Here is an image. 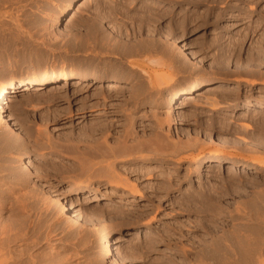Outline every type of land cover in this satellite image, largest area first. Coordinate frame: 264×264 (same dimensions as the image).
Wrapping results in <instances>:
<instances>
[{"label": "rangeland", "instance_id": "1", "mask_svg": "<svg viewBox=\"0 0 264 264\" xmlns=\"http://www.w3.org/2000/svg\"><path fill=\"white\" fill-rule=\"evenodd\" d=\"M34 1L24 14L18 13V4L0 10L13 14L22 28L18 29L20 36L16 43L0 32V87L12 79L34 75L29 72L34 60L43 62L35 75L62 69L84 75L81 68L93 59L89 53H84L90 50L89 46L87 49L77 47V38L89 37L96 30L101 34L110 33L99 37L110 40L99 39L102 47L120 41L142 49L138 55H128L129 60L122 59L117 51L107 56L106 49L94 48L90 43L95 53L103 54L95 60L100 64L95 75L107 81H125L128 83L123 86L125 92L123 88H108L112 85L108 82L86 86L71 80L59 87L57 84L56 87L26 88L8 97L6 106L3 105L5 113L3 116L0 113V142L9 144L8 139L12 138L11 149L7 152L0 149L1 154L4 152L0 154V199L6 203L5 207V203L0 202V237H7L10 247L0 251V260L4 256L0 263L4 264L8 257L7 264L15 261V264H22L29 258L38 259L36 264L39 260L40 264H49L56 257L52 264H230L236 258L225 253L229 246L236 244L237 235H249L257 229L264 238V110L237 112L246 103H264V57L261 59L259 55L264 50V0ZM26 3L24 1L23 5ZM125 10H129L128 13ZM74 15L78 16L75 22L67 25ZM34 21L43 22V27L39 28L38 24L35 28L30 24ZM38 30H42L41 33ZM34 33H40L42 40L53 36L54 39L64 36V40H73L68 45H64V40H56L57 44L68 46L67 50L61 43L53 46L54 42L50 43L53 46H49L50 49L35 46L32 60L28 59L21 41ZM165 35L194 54L203 69L193 67L192 61L179 54ZM137 64L144 65L149 77H139V70L134 68ZM116 66L129 76H114L112 70ZM133 74L136 76L132 77ZM213 78L228 84L208 86L187 96L177 105L182 122L172 126L173 116L166 109L168 100L190 84ZM158 80L159 90L148 83ZM96 91L103 94L104 99L91 115L103 114L107 121L116 124L117 128L112 130L114 137L120 136L125 117L135 111L131 121H134L133 131L138 137L146 136L147 139L153 135L156 119L160 117L161 133L169 137L170 144L179 145L180 152L173 154L168 150L164 159L151 161L145 167L153 169L152 174L138 177L120 171L122 174L116 182H104L101 186L91 184L90 187L81 178L71 173L67 175L71 154L68 156L64 152L65 156L57 157L60 161L52 162L49 153L35 152L34 139L38 130L46 131V135L57 142H64L67 135L80 133L86 95ZM67 111L73 116L71 121L65 115ZM19 135L28 140V145L16 148ZM1 143L0 148H3ZM200 157L209 160L198 174ZM44 158L56 164V172L46 162L28 164ZM124 165L119 164V167ZM21 172H25L23 175L29 183L20 182ZM160 173L163 177H158ZM121 182L135 186V191L125 189ZM75 189L88 192L73 194ZM73 210L88 221L90 229L72 218ZM105 240L114 252L109 259H104ZM7 252L10 258L5 257ZM240 260L241 264H247L246 257Z\"/></svg>", "mask_w": 264, "mask_h": 264}, {"label": "bare ground", "instance_id": "2", "mask_svg": "<svg viewBox=\"0 0 264 264\" xmlns=\"http://www.w3.org/2000/svg\"><path fill=\"white\" fill-rule=\"evenodd\" d=\"M25 1L26 2H30V3H26L23 5V2ZM103 1V0H102ZM101 1V2H102ZM118 1V0H117ZM35 1L34 0H0V10L6 8V6H14V5H17L18 4V13L20 14H24L27 9L29 8V6L31 4H34ZM106 2V1H105ZM105 2H104V6H105ZM131 2H133V0H131ZM150 2V1H149ZM108 3V2H107ZM121 3V2H120ZM127 3V2H125ZM109 4V3H108ZM107 4V6H108ZM128 4V3H127ZM132 4V3H131ZM134 4V3H133ZM147 4V3H146ZM149 4V3H148ZM153 4V3H152ZM101 5V4H100ZM110 6L112 4H109ZM115 5V4H114ZM117 5H120V4H117ZM123 5V4H122ZM102 6H103V3H102ZM125 6V5H124ZM130 6V5H129ZM148 6V5H146ZM145 6V7H146ZM151 6V5H150ZM32 7V6H31ZM100 7V6H99ZM126 7H128L126 5ZM132 7V6H131ZM131 7H128V8H131ZM149 7V6H148ZM155 7H156V4H155ZM106 8V7H105ZM110 8V7H109ZM109 8H106V9H109ZM119 8V7H118ZM117 8V9H118ZM138 8V7H136ZM150 9H152L151 7H149ZM158 8V7H157ZM103 9V8H102ZM133 9V7H132ZM140 9V8H139ZM143 9V7H142ZM149 9V10H150ZM154 9V7H153ZM152 9V10H153ZM156 9V8H155ZM105 10V9H104ZM147 10V9H145ZM127 11V10H125ZM129 11V10H128ZM125 12V13H128ZM140 11V10H139ZM156 11V10H155ZM109 12V10H108ZM112 12V11H111ZM122 12V11H120ZM124 12V11H123ZM150 12V11H149ZM153 11H151V14H152ZM158 12V11H157ZM156 12V13H157ZM104 13V11H103ZM124 13V15H125ZM148 13V11H147ZM100 14V13H99ZM105 14V13H104ZM114 14V13H113ZM120 14V13H119ZM132 14V13H131ZM140 14V13H139ZM102 15V14H101ZM116 15V14H115ZM122 15V14H120ZM130 15V14H129ZM142 15V14H140ZM146 15V14H145ZM144 15V16H145ZM105 16V15H104ZM104 16H102L103 18H105ZM111 16V15H109ZM138 16V15H137ZM143 16V15H142ZM151 16V15H149ZM153 16V15H152ZM78 16L77 15H74L71 17V19L68 21L67 25L69 24H73L76 20ZM114 17V16H113ZM119 17V16H117ZM127 17V16H126ZM140 17V16H139ZM146 17V16H145ZM156 17V16H155ZM153 16V18H155ZM160 17V15H159ZM36 18V17H34ZM115 18V17H114ZM122 18V17H121ZM129 18V17H128ZM40 19V18H38ZM111 19V18H110ZM113 19V18H112ZM119 19V18H118ZM137 19V17L135 18ZM157 19V17L155 18ZM35 20V19H34ZM106 20H108L106 18ZM131 20V19H130ZM17 19L14 17L13 14H8V13H1L0 12V31L3 35L5 36V38H7L8 36L10 37V40L14 41L15 43L18 41V29H20L21 27L18 26V24L16 23ZM41 21V20H40ZM133 21V19H132ZM150 21V20H149ZM35 22V23H34ZM33 23H30L31 25L33 24L34 27L36 25L39 24V28L40 27H43V22L45 24V21L43 20V22H39L37 23L36 21H34ZM111 22V20H110ZM138 22V21H137ZM142 22V21H141ZM99 23V22H98ZM140 23V22H139ZM138 23V24H139ZM147 23V22H146ZM145 23V26H147ZM7 24H10L9 25V29L8 28H3L4 26H6ZM149 24V23H148ZM46 25V24H45ZM134 25V23H133ZM141 25H144V24H141ZM22 26V25H21ZM140 26V25H139ZM138 26V27H139ZM23 27V26H22ZM33 27V26H32ZM144 27V26H143ZM3 28V29H2ZM36 28V27H35ZM45 28V27H44ZM97 28V27H96ZM108 28V27H107ZM145 28V27H144ZM148 28V26H147ZM146 28V29H147ZM22 29V28H21ZM34 29V28H33ZM47 29V28H46ZM92 29V28H91ZM98 29V28H97ZM37 30V29H35ZM40 30V29H39ZM38 30V31H39ZM96 30V29H95ZM42 31V30H41ZM41 31H39L41 33ZM45 31V30H44ZM43 31V32H44ZM97 31V30H96ZM93 34H89L88 36L89 37H81V39H79V37L77 38L79 43L77 44V47H83L85 49H87L89 46L90 51L89 49H87V51H84L85 54L89 53L90 57H92L93 61L90 63H86L84 65V67H80L81 68V71L84 73V75H76L74 73H68L65 69H62L58 72H56L55 70L53 71H44L42 73H40L39 75H35L42 67L43 65V62L41 60H37V61H32L31 64H32V69L31 71L29 72H32V73H35L34 75H27V76H24L18 80H10L8 81L7 83L3 84L0 88H1V91H0V113L1 115L3 116L4 115V109H3V105L6 106V103L8 102V97H10V95L14 92L16 93L17 91H20V90H25L27 88L30 89V88H34V87H51V86H58L59 87L61 84L62 86L65 85L66 83L68 84L69 81L73 80L75 81L78 85H86V86H89V85H96V84H99V83H102V82H108L112 85H109L108 88H114L115 90H117V88H120L124 90V88L126 87H123V86H126L128 85V83H125L120 81V79H109L107 81V79H102V77H99L97 75H95L96 71H99L100 67L98 64H96L95 60L97 58V56H100L102 54L99 53H95L96 49H94L95 47H98L97 49H100L104 51V49H106L107 52H105L104 54H107V56H111V55H114V52H119L120 56L122 59H124V57H127L128 55H133L134 54H137L140 53L141 49L142 48H138L137 46H133V45H129L128 43H120V41L118 43H115V44H109L108 47H102L100 46V40L103 41V42H107L108 38L106 41H104V38L103 39H100L99 37H103V34H106V35H109L107 33H104L102 32L103 34H101V32L97 31ZM121 31V30H120ZM140 31V30H139ZM138 31V32H139ZM21 32V31H20ZM23 32V31H22ZM21 32V33H22ZM37 32V31H36ZM90 32V31H89ZM94 32V31H92ZM123 32V31H122ZM39 33V35H40ZM48 33V31H47ZM51 34L54 35V33L50 32ZM87 33V32H86ZM85 33V35H87ZM121 33V32H120ZM32 34V33H31ZM29 34V36H27L26 38L24 37L25 40H22L21 42L23 43L22 46H24L25 48V51H27V54H28V59H32L33 60V54L35 55V53L33 51L34 50V47L35 46H39L40 48H49L52 46L50 43L51 42H54V45L56 47V45H60V43L57 44L56 40H64V36H59L58 38L56 37L54 39V36L51 37L50 39L47 40H42L41 38H43L42 36H39L38 34L36 35V33H34L33 35ZM115 34V33H113ZM118 34V33H117ZM23 35V34H22ZM21 35V36H22ZM27 35V34H26ZM49 35V34H48ZM68 35V34H66ZM79 35V33H78ZM92 35V37H91ZM112 35V34H111ZM110 35V36H111ZM20 36V35H19ZM44 36V35H43ZM51 36V35H49ZM57 36V35H56ZM69 36V35H68ZM124 36V35H123ZM45 37V36H44ZM48 37V36H47ZM71 37V36H70ZM115 37V36H114ZM167 40H171V44L173 45V47L177 50V52H179V54H181L183 57H186V59H189L192 61V65L193 67H195L196 69H203L202 67V64L196 59L195 55L188 52V50L183 47V46H180L178 45L177 41L173 40L170 38V36L168 35H165L164 36ZM4 38V40H5ZM106 38V36H105ZM39 39H41L39 41ZM100 39V40H99ZM112 39V37H111ZM115 39V38H113ZM8 40V39H6ZM73 40V38H70L69 40H64V45H68L71 43V41ZM76 40V39H75ZM124 40V39H123ZM77 41V42H78ZM91 41V42H90ZM110 41V40H108ZM117 41H118V38H117ZM147 43L148 40H146ZM59 42V41H58ZM125 42V40H124ZM21 43V44H22ZM90 43L93 44L92 48L90 46ZM138 43V42H136ZM139 43H142L141 41ZM146 43V42H145ZM154 43V42H153ZM104 44V43H103ZM160 44V43H159ZM138 45V44H137ZM150 45V44H149ZM21 46V47H22ZM50 46V47H49ZM52 46V48H53ZM61 46H63V44L61 43ZM71 46V45H70ZM69 46V47H70ZM141 46V44H140ZM157 46V45H156ZM160 46V45H158ZM54 47V49H55ZM64 47V46H63ZM146 47V46H145ZM154 47V46H153ZM58 48V47H57ZM66 48V47H64ZM68 48V46H67ZM66 48V50H67ZM92 48V49H91ZM264 48V47H263ZM59 49V48H58ZM71 49V48H70ZM57 50V49H56ZM60 50V49H59ZM63 50V49H62ZM69 50V49H68ZM78 50V48H77ZM80 50V48H79ZM89 50V51H88ZM61 51V50H60ZM65 51V49H64ZM71 51V50H70ZM153 51V49H152ZM159 51H160V48H159ZM69 52V51H67ZM76 52V51H74ZM82 52V50H81ZM145 52V51H143ZM155 52V50H154ZM72 53V52H71ZM83 53V54H84ZM61 54V53H60ZM158 54V53H157ZM75 55V53H74ZM103 55V54H102ZM141 55V54H140ZM139 55V56H140ZM147 55V54H146ZM261 59L264 57V50L261 51V53L259 54ZM105 56V55H104ZM142 56V55H141ZM38 57V56H37ZM86 57V55H85ZM103 57V56H102ZM106 57V56H105ZM131 57V58H132ZM40 58V57H39ZM75 58V57H74ZM117 58V57H116ZM128 58V57H127ZM85 59V58H84ZM118 59V58H117ZM130 60V58H128ZM82 60V59H81ZM97 60H99L97 58ZM113 60V59H112ZM115 60V59H114ZM30 61V60H29ZM85 61V60H84ZM89 61V60H88ZM101 61V60H100ZM104 61V60H103ZM110 61V60H109ZM121 61V60H120ZM80 62V61H79ZM108 62V61H107ZM116 62V60H115ZM118 62V61H117ZM128 62V61H126ZM114 63V62H113ZM111 64V67L113 66L112 63ZM122 64V63H121ZM126 64V63H125ZM130 64V63H129ZM52 66V65H51ZM120 66V65H119ZM127 66V65H126ZM125 66V67H126ZM55 67V66H53ZM61 67V66H60ZM127 68L129 69V67L127 66ZM135 71H138L139 70V73H140V76L141 78H145V77H149L148 73L143 69L144 68V65L143 64H137L135 65L134 67ZM25 69V68H24ZM49 69V68H48ZM28 70V69H27ZM46 70V69H45ZM57 70V69H56ZM130 70V69H129ZM121 67H114L112 72H113V75L114 76H117L118 74H121V76L124 78L126 77L124 73H121ZM133 72V71H131ZM90 73H93V74H90ZM129 73V72H128ZM127 73V74H128ZM134 75V74H133ZM129 76V74H128ZM127 76V77H128ZM136 75L132 76V77H135ZM137 76H138V72H137ZM126 77V78H127ZM108 78V77H107ZM112 78V77H111ZM140 78V79H141ZM138 79V77L136 78ZM148 79V78H146ZM145 79V80H146ZM153 80V79H152ZM144 81V80H143ZM159 81H148V83L154 88V89H160V85H159ZM129 82V81H128ZM140 83V82H139ZM75 84V85H77ZM147 84V83H146ZM174 82H172L170 85L173 86ZM216 84H220L221 86H226L228 83L224 82V81H220L218 79H209V80H201V81H198L196 83H193V84H190L189 86H187L185 89L179 91L172 99H169L168 102H167V108L170 112V114L173 116L172 117V126H178L180 121H181V115L179 114V112L177 111V105L181 102L184 101V99L187 97V96H190L192 94H194L197 90L199 89H202V88H205V87H208V86H212V85H216ZM230 84V83H229ZM141 85L143 87H145V84L144 82L141 81ZM55 86V87H56ZM62 86L60 88H62ZM122 86V87H121ZM142 86H140L142 88ZM148 86V85H147ZM83 87V86H82ZM106 87V86H105ZM107 88V87H106ZM132 88V87H131ZM129 87V89H131ZM236 88V87H235ZM42 89V88H41ZM86 89V88H85ZM139 89V88H138ZM110 90H113V89H110ZM146 90V89H145ZM102 92V91H101ZM119 92V91H118ZM137 92V91H136ZM86 93V92H85ZM104 93V92H103ZM112 93V92H111ZM114 93V92H113ZM104 94H107V93H104ZM119 94V93H118ZM122 94V93H120ZM137 94V93H136ZM134 94V95H136ZM101 94L99 91H96L92 94H88L86 95V98H85V116H83V120H84V124L83 126L81 127L80 129V133H78L77 135L73 136V134H70V135H67L65 137V141L61 142V140H58L57 141H54L53 138L49 137L46 135V131H39L37 132V136L35 137V141H34V144H35V148H36V151L33 150L35 149L34 146H31L33 147L32 151L34 152H37V151H43L45 152L44 154H47L49 153L51 155V161H58L59 159H57L58 156H60L61 154H65L70 156L71 154V158L69 157V159H71V162L70 164L68 165L69 167L67 168L68 172H67V175L68 174H72L76 177H79L81 178L82 180H84L83 182L84 183H87V187H90L89 185L91 184H98L99 186L102 185V183L104 182H116V179L119 178V176L122 174H120V171L123 172V173H128L131 174V175H136L138 177H143L147 174H152L154 173V170L151 169L150 167H145V166H149L150 165V162L151 161H156V160H162L164 159V154L166 153V151H171V153L175 154L177 153L179 150V145L177 144H170L169 142V137L168 136H165L164 134L161 133V123H162V120H160L156 115V122H157V126L155 125V133L153 132V135H150L147 139H145L146 136H143L144 138L142 137H138L133 129H134V121L132 122V115L133 113H130V115L126 116L125 119H124V123L121 125L120 128H122V132H120V136L119 137H114L113 133H112V130L114 131L117 127L115 126L116 124L114 123H110L109 121H107V119H105L104 115H91L93 112H96L98 109V107H100V104H102V99H104L103 97H101ZM111 95V94H110ZM106 96V95H105ZM112 96V95H111ZM116 96V95H115ZM110 97V96H108ZM118 97V96H116ZM111 98V97H110ZM108 99V98H107ZM7 101V102H6ZM158 102V101H157ZM164 102V101H163ZM166 102V101H165ZM160 103V102H159ZM162 104V103H161ZM158 106V105H157ZM161 106V105H160ZM159 107V106H158ZM163 107V106H162ZM236 108H233L232 110H234ZM254 109H261V110H264V103H261V102H256V103H246L243 105V107H239L237 109V112L238 110H243V111H252ZM231 110V111H232ZM230 111V112H231ZM84 112V111H83ZM130 112V111H129ZM65 113V112H64ZM89 114V115H88ZM124 114V113H123ZM154 114H157L156 112ZM159 114V113H158ZM228 114V112H227ZM64 115V114H63ZM65 115L67 116L68 115V120L72 119V115H70V113L67 111L65 113ZM106 115V114H105ZM126 115V112L125 114ZM135 115V114H134ZM75 116V115H74ZM108 116V115H106ZM60 117V116H59ZM79 117V116H78ZM138 117V116H136ZM135 117V118H136ZM64 118V117H63ZM139 118H141V116H139ZM168 118V117H167ZM117 120V119H116ZM135 120V119H134ZM71 121V120H70ZM121 121V120H120ZM126 122V123H125ZM182 122V121H181ZM118 123V122H117ZM66 124V123H65ZM73 130V129H72ZM137 130V128H136ZM154 131V130H153ZM35 132V133H36ZM45 132V133H44ZM73 132V131H72ZM117 133V132H115ZM76 134V133H74ZM118 134V133H117ZM116 134V135H117ZM145 135V134H144ZM21 135H19L20 137ZM141 136V135H140ZM11 138V137H10ZM8 139V142L9 144H3L1 143V145L3 144V148L1 147L0 149L1 150H6L7 152V149H11L12 148V138L11 139ZM113 138H115V142L111 141ZM16 141V140H15ZM4 142H6V140H4ZM25 142V143H24ZM16 143V142H15ZM28 140L25 139L23 136L20 137V139L18 140V146H16V148H20L19 146L21 144L23 145H28ZM11 144V145H10ZM14 144V143H13ZM17 144V143H16ZM15 146V144H14ZM13 146V147H14ZM25 146H23L24 148ZM28 147V146H27ZM26 147V148H27ZM186 147V146H185ZM15 148V149H16ZM187 148V147H186ZM185 149V148H184ZM14 150V149H13ZM186 150V149H185ZM10 152L12 150H9ZM15 151V150H14ZM2 152V151H1ZM28 152V151H27ZM180 152V151H179ZM4 152H2L3 154ZM1 154V153H0ZM1 154V155H2ZM64 154V156H65ZM27 155V154H26ZM28 156V155H27ZM45 156V155H44ZM67 157V156H66ZM50 158H48L47 160L44 159H37V161H32L31 160V163L29 162V166L32 165V162H46L45 164L46 165H49L51 166V169H53L55 172L57 171V167L55 166L56 164L55 163H49V160ZM22 159V158H20ZM26 159H29V157H27ZM57 159V160H56ZM45 160V161H44ZM209 160L205 157H200V159H198L197 161V172L198 174H201L203 172V169H204V163ZM25 161V160H24ZM60 161V160H59ZM68 162V161H67ZM217 162V160H216ZM59 163V162H58ZM61 163V162H60ZM64 163V162H62ZM128 164V167H126V165H124L123 167H119V164ZM235 163H233L234 165ZM43 165V164H42ZM65 165H67L65 163ZM229 165V164H228ZM236 165V164H235ZM44 166V165H43ZM237 166V165H236ZM62 168V167H61ZM65 168V167H64ZM50 169V168H49ZM63 169V168H62ZM158 169V167H157ZM66 170V171H67ZM51 171V170H50ZM64 171V170H63ZM20 172V171H19ZM25 172H21L20 173V177H19V180L20 182H28L25 175H23ZM62 173V172H61ZM19 174V173H18ZM17 174V175H18ZM120 174V175H119ZM27 176V175H26ZM18 177V176H17ZM16 177V178H17ZM158 177H163L162 173H160L158 175ZM170 178H172L171 176H169ZM29 178V177H28ZM170 178L168 180H170ZM174 178V177H173ZM18 179V178H17ZM30 179V178H29ZM165 179V178H164ZM113 181V182H112ZM122 182L126 183V181H123L121 180ZM120 182V180H119ZM121 182V185L122 186H125L124 188L127 189L129 188L130 190L132 191H135L136 188H134L133 186L131 187L130 185L128 184H124ZM128 182V181H127ZM29 183V182H28ZM172 183V182H171ZM23 184V183H22ZM24 185V184H23ZM21 186V185H20ZM24 187V186H23ZM25 188V187H24ZM23 188V189H24ZM20 189V188H19ZM83 192H88V191H84L83 189H75L74 193L73 194H80V193H83ZM2 199V198H1ZM0 199V202L3 203V201H1ZM20 200V199H19ZM101 200V199H100ZM1 203V204H2ZM5 203V201H4ZM3 203V204H4ZM3 204L1 206H3ZM6 207V203L4 205ZM19 208V207H18ZM19 210V209H18ZM66 211V210H65ZM20 212V210L18 211ZM1 213V212H0ZM72 218L76 220V222H80V223H83V225L87 228V229H90L89 227V224H88V221L80 214L78 213L77 211H72ZM20 214V213H19ZM2 216V215H1ZM24 221V220H23ZM2 222V221H1ZM23 225V224H22ZM4 226V224H3ZM24 226V225H23ZM8 227V226H6ZM10 229V228H9ZM13 229V228H12ZM11 229V231H13ZM19 229V228H18ZM0 230H2L0 228ZM10 231V232H11ZM1 232V231H0ZM9 233V232H8ZM13 233V232H11ZM2 234L4 235V230L2 232ZM10 234V233H9ZM14 234V233H13ZM7 235V234H6ZM11 235V234H10ZM18 235V234H17ZM14 236V235H13ZM24 236V234H23ZM9 237V235H8ZM14 237H17L16 235ZM10 239V238H9ZM19 239V237H18ZM47 239V238H46ZM234 239H236V244L235 245H231L229 246V248L227 249V252L225 253L227 256L229 257H234L236 258L235 260H233L232 262H230V264H241L242 259L243 257H246L247 258V264H264V238L260 235V232L257 230V229H254V232H251L249 235H237ZM11 240V239H10ZM23 241V239H22ZM8 238L7 237H4L2 238V236L0 237V251L4 252L8 247H10V245L8 246ZM29 246V245H28ZM104 247H105V252H104V259H109V258H112L114 256V252L111 248V246H109V243L107 240H105L104 242ZM12 250V249H11ZM32 250V249H30ZM26 251V250H24ZM19 252V251H18ZM6 253V252H5ZM8 253V252H7ZM31 253V252H30ZM2 254V253H0ZM15 254V253H14ZM57 254V253H55ZM60 254V253H59ZM7 256H9V253L8 255L5 254ZM16 255V254H15ZM19 255V254H18ZM22 256V255H21ZM48 256H51L50 255H46V257ZM56 256V255H55ZM59 256V255H58ZM57 256V257H58ZM4 256H1V260ZM34 257V255H33ZM32 257V258H33ZM61 257V256H60ZM10 258V256H9ZM43 258V257H42ZM54 258V257H53ZM53 258L51 259L52 262H53ZM56 258V257H55ZM54 258V260H55ZM59 258V257H58ZM4 259V258H3ZM6 259V258H5ZM8 259V257H7ZM6 259V260H7ZM17 259V258H16ZM25 259V258H24ZM23 259V260H24ZM27 259V258H26ZM47 259V258H45ZM44 259V260H45ZM62 259V257L60 258ZM67 259V258H66ZM0 260V262H2ZM6 260H4V264H7ZM10 260V259H9ZM8 260V261H9ZM11 260H12V257H11ZM20 260V259H19ZM38 260V259H37ZM34 261L32 260L31 258H29L28 261H23L22 264H36L38 261ZM49 260V258L47 259ZM50 260V261H51ZM57 260V258H56ZM59 260V259H58ZM65 260V259H64ZM63 260V262H64ZM15 261V259H14ZM46 261V260H45ZM49 261V262H50ZM223 261H225L223 259ZM6 262V263H5ZM21 261H18L17 263H19ZM42 262V261H41ZM49 263V264H52ZM56 262V261H54ZM58 262H62L61 261H58ZM222 262V260H221ZM228 262V261H227ZM226 262V263H227ZM16 263V261H15ZM13 263V264H15ZM229 263V262H228ZM2 264V263H0ZM10 264V263H9ZM40 264V260H39V263ZM43 264V263H41ZM48 264V263H47ZM57 264V262H56Z\"/></svg>", "mask_w": 264, "mask_h": 264}]
</instances>
